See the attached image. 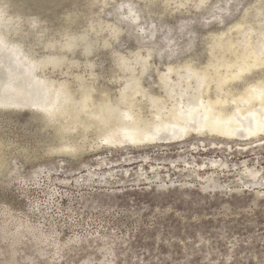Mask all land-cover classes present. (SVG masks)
I'll list each match as a JSON object with an SVG mask.
<instances>
[{
    "label": "rangeland",
    "instance_id": "rangeland-1",
    "mask_svg": "<svg viewBox=\"0 0 264 264\" xmlns=\"http://www.w3.org/2000/svg\"><path fill=\"white\" fill-rule=\"evenodd\" d=\"M255 1L206 0L204 7H198L196 1L181 5L170 0L165 5L156 0L148 8L143 0H0V18L19 11L20 35L45 31L57 39L72 14L78 17L71 27L79 31L92 33L101 23L108 27L107 34L122 26L118 39L106 47L98 45L89 55L101 74L98 83L117 93L125 77L109 78L115 54L152 49L154 63L162 71L190 56L205 60V36L231 26ZM128 6L135 8L145 33L131 23V17L125 18ZM165 6L172 12H162ZM5 44L4 50H10L24 73L74 79L64 67H49L42 73L31 67L25 52L42 59L49 51L43 45L33 48L23 43L24 50L17 51L11 42ZM78 70L89 79L85 62ZM150 74L145 83L157 88L153 84L157 74ZM11 109L0 108V135L9 144L3 151L8 165L0 169V264H47L49 259L54 264H99L102 237L112 244L106 259L113 264H264V188L243 174L246 166L263 170L264 146L254 154L247 152V141L237 137L194 132L183 143L105 146L78 161L67 156L34 158L27 151L44 145L49 131L38 129L29 107ZM213 141L219 143L217 149L212 148ZM147 154L153 162H124L125 157ZM182 156L199 161L190 162L193 167L208 159L226 160L228 167L219 162L214 179L205 182L184 170ZM152 166L160 168L159 176ZM89 168L106 177L112 171L116 180L122 179L101 186L94 178L85 180ZM137 171L145 174L139 176ZM212 172L200 173L206 177ZM39 233L48 236L49 243H66L61 254L53 255V246L38 241ZM76 238L80 243H74Z\"/></svg>",
    "mask_w": 264,
    "mask_h": 264
},
{
    "label": "bare ground",
    "instance_id": "bare-ground-1",
    "mask_svg": "<svg viewBox=\"0 0 264 264\" xmlns=\"http://www.w3.org/2000/svg\"><path fill=\"white\" fill-rule=\"evenodd\" d=\"M143 1L148 8L156 5V0ZM164 1L165 5L170 2ZM189 1H196L197 5L200 3V0H178L181 5ZM262 5L264 0H256L251 10H245L231 26L206 35L205 60L198 56H190L182 61L170 63L162 71L154 63L155 51L152 49H146V53L140 48L138 51L129 50L127 53L115 54L116 64L112 66L109 78L118 81L119 78L125 77L117 93L107 85L98 83L101 74L96 71L89 55L97 50L98 45L106 47L111 39H118L123 27L114 26L104 34L105 28L108 27L100 23L99 28L92 33L79 31L78 28L71 27L78 16L69 15L67 21L70 22L62 31V38L47 36L45 31L33 34L37 39L41 33L44 34L45 38L39 39V43L49 50L45 57L37 58L32 51H26L25 56L31 67L40 70L41 73L49 67L52 70L64 67L66 73L73 75L74 79L59 80L44 74L24 73L19 69L20 65L9 49V52L0 50V108L4 110L11 109L12 106L29 107L32 118L38 123V129L49 131L43 141L45 144L27 151L28 157L67 156L78 161L97 154L105 146L121 147L153 142L183 143L194 132L200 136L214 134L228 138L237 137L244 142L247 141L244 144L247 152L255 154L264 146ZM162 12L170 13L172 10L165 6ZM19 13L17 11L7 18H0V39L4 43L11 42L17 51H22L23 42L14 38L21 36L18 25ZM125 15V18L131 17V23L141 27L140 30L145 33L146 29L142 24H138L140 17L133 6H128ZM154 33L151 32V35L154 36ZM170 43L172 38L168 41V44ZM82 61L85 62L89 79L85 78L84 72L78 70ZM23 69L26 70L27 66ZM152 71L157 74L153 82L157 88L145 83ZM120 73H123V76ZM211 143L212 148L219 144L215 141ZM7 145L8 142L0 135V169L8 165L3 153ZM39 148L43 149L40 153ZM153 161L148 154L141 158L133 156L124 159L125 163ZM179 161L186 162V169L183 168L185 171L188 169V173L196 174L205 182L214 179L213 176L221 165L228 167L226 163L228 161L222 159L203 160L201 161L203 163L197 164L196 167L190 163L199 162L196 159L192 161L182 156ZM219 162H222L220 166ZM144 168L141 170L144 171ZM91 169H88V177L91 178L87 177L85 180L94 178L95 183L101 186L118 183L122 179L116 180L112 171V173L109 171V177H106V173H98ZM159 169L152 166L156 176L160 175ZM207 170H213L210 173L212 175L201 176L200 172ZM124 172L127 176L129 169H125ZM136 174L143 176L145 173L137 171ZM243 174L249 177L253 184L264 188V168L260 170L246 166ZM146 179L149 177L146 176ZM260 192L262 191H258L259 194ZM47 238L48 236L40 235L37 240L45 244L49 243ZM76 239L74 243H80L79 238ZM101 239L103 242L99 250L103 260L99 264H113L110 259H106L111 254L112 244L104 240L105 237ZM47 245L53 246V255H58L66 243L51 242ZM47 264H54V261L49 259Z\"/></svg>",
    "mask_w": 264,
    "mask_h": 264
},
{
    "label": "snow or ice",
    "instance_id": "snow-or-ice-1",
    "mask_svg": "<svg viewBox=\"0 0 264 264\" xmlns=\"http://www.w3.org/2000/svg\"><path fill=\"white\" fill-rule=\"evenodd\" d=\"M206 4V0H200V3L197 5L198 7H204ZM262 7H264V5H262ZM241 10H243V5H241ZM231 22V21H229ZM44 34L41 33V36L39 39H43ZM18 39L23 42L26 46H31L33 48H40L41 45L39 43V39L34 38L33 34L31 32H29L28 34H22L20 37H18ZM7 47V45L4 43V41L2 39H0V50H4ZM47 61H45L46 63ZM262 71H264V69H262ZM262 117H264V113H262Z\"/></svg>",
    "mask_w": 264,
    "mask_h": 264
}]
</instances>
